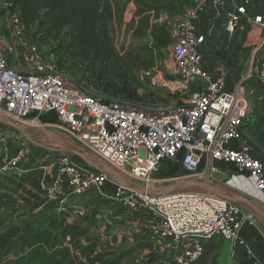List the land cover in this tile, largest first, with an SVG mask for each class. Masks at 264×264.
Listing matches in <instances>:
<instances>
[{
	"label": "built area",
	"instance_id": "built-area-1",
	"mask_svg": "<svg viewBox=\"0 0 264 264\" xmlns=\"http://www.w3.org/2000/svg\"><path fill=\"white\" fill-rule=\"evenodd\" d=\"M192 1L191 10L170 21L175 86L187 94H181L176 103L149 106L120 97L105 99L86 88L82 78L61 69L27 37L12 0H0V178L20 175L34 165H24L31 154L23 144L13 148L3 122L27 126L40 122L41 114L54 112L58 118L54 127L64 131L72 144L92 153L96 164L82 167L71 155H59L52 182L43 181L45 200H53L50 207L59 212L70 207L75 216L84 218L92 213L85 201L94 200L95 190L114 183V198L121 204L119 217L126 229L133 223L143 226L156 241L147 250L146 264H194L213 238L246 246L240 237L242 209L209 191L180 190L162 196L138 193L113 181L101 169L103 165L127 182L138 180L149 188L165 162L179 163L194 180L204 177L203 163L222 162L236 168L228 185L252 184L257 194H264V161L255 155L257 142L247 131L252 104L243 83L255 76L264 83L261 48L254 50L247 75L229 92V64L225 60L210 67L205 64L204 45L214 29L208 25L198 33L196 26L200 16L210 11L213 18L223 19L228 35L233 36L248 17L253 0H236V9L229 0ZM250 22L264 29L262 14ZM16 57L19 64L11 61ZM246 219L253 220V215Z\"/></svg>",
	"mask_w": 264,
	"mask_h": 264
},
{
	"label": "trees",
	"instance_id": "trees-1",
	"mask_svg": "<svg viewBox=\"0 0 264 264\" xmlns=\"http://www.w3.org/2000/svg\"><path fill=\"white\" fill-rule=\"evenodd\" d=\"M150 1L12 0V7L20 12L26 29L51 45L61 69L84 63L86 88L105 99L120 97L147 105L138 89L152 84L159 57L172 43L171 22L162 19L161 8ZM130 3L135 6L130 23L134 36H149L152 43L131 46L122 54L115 47L110 26ZM246 127L257 144L264 145V96L252 104ZM44 178V165H33L20 175H4L0 178V210L20 203L31 206L44 202ZM47 208L22 224H8L0 217V264H125L137 250L152 244L143 241L119 251L100 250L97 242L82 241L96 224V213L70 222V207L61 212Z\"/></svg>",
	"mask_w": 264,
	"mask_h": 264
},
{
	"label": "rangeland",
	"instance_id": "rangeland-1",
	"mask_svg": "<svg viewBox=\"0 0 264 264\" xmlns=\"http://www.w3.org/2000/svg\"><path fill=\"white\" fill-rule=\"evenodd\" d=\"M126 7L127 8L123 9L122 13L115 17L110 26L115 47L122 54L129 50L131 46L143 45L148 42L152 43V39L149 36L145 38H137L134 36L133 29L130 28V23L135 16V6L133 3H130V5ZM181 15L177 18H180ZM25 32L27 37L38 44L40 48L39 50L45 57L54 59L55 61L57 60L52 53L51 45H45L42 43L39 38L35 36L32 29H26L25 27ZM262 46L264 47V35L260 47ZM171 52L170 46L168 52L160 55L158 65L152 76V84L138 89V94L143 98L141 100L149 106H166L176 103L180 101L179 97L181 94H187L185 92L181 93L178 91L177 86H175V73L172 69ZM11 61L19 64V59L17 57L13 58ZM69 70L74 77L82 78V80H84L86 69L83 62L79 61L72 64L69 67ZM260 83H262V81ZM175 94H178V96L176 99H173L172 96ZM42 125L41 122L29 123L27 126H21L22 128H19L3 122L6 133L13 142V148H19L17 145L23 144L28 148L31 154L24 165L48 164L51 167H49L47 172L51 173V176H53L51 180H53L56 173L54 163L56 162L57 157L64 153V147L75 148L89 159V161L84 160L80 156L71 154L74 162L80 166L91 168L93 163L96 164L92 153L78 144H72L64 131L54 126L46 128L42 127ZM261 153H264V146L257 144L255 155L264 161ZM168 164L170 165L168 166ZM175 165L176 164L174 163L168 162L165 163L163 167L159 168L157 173L159 176L154 178V181L150 184L149 188L153 189L170 186L181 181L194 180L185 174L183 170L180 172L178 171L177 174H171L173 169L176 168ZM166 167L168 170L165 169ZM211 180L212 179H210V181ZM128 183L135 188H146L144 183L138 180H128ZM209 183L212 184V182ZM114 186V183L109 182L104 188L95 190L92 195L94 200H89V204H91L89 207L92 210L90 215L96 213V224L91 227L90 233L83 238V244L95 241L99 244L100 250L110 252L113 250L119 251L124 248H130L143 241H150L152 244L156 243V241L150 238L148 231L143 226H136V224L133 223L131 224L133 227L130 226V228L128 227V229H126L124 220L122 221L119 217L121 204L119 200L114 198ZM204 186L206 187L205 182ZM182 190L195 191L199 189L187 188ZM209 190L212 191L213 189L211 188ZM45 201L46 202L40 203V205L34 204L27 206L24 203H20L7 206L0 210V217L5 218L8 224H22L26 220L35 217L41 210L47 208V206L54 204V201L50 198ZM54 208L56 207L54 206ZM79 219L81 218L75 216L73 212L71 217H69L70 222H79ZM136 231L137 235L140 237L136 236V233H134ZM148 249L149 248L137 250L126 260L125 264H146V253Z\"/></svg>",
	"mask_w": 264,
	"mask_h": 264
},
{
	"label": "crops",
	"instance_id": "crops-1",
	"mask_svg": "<svg viewBox=\"0 0 264 264\" xmlns=\"http://www.w3.org/2000/svg\"><path fill=\"white\" fill-rule=\"evenodd\" d=\"M150 3L153 6L160 7L161 18L169 21L175 20L179 15L193 8L192 0H151ZM229 3L232 9H236V0H229ZM258 14L264 16V0L252 1L248 7V17L238 25L233 36L228 35L223 19L213 18L210 11L203 13L196 22L198 33L203 32L208 25H211L214 29L213 35L204 45L205 64L210 67L218 60H225L229 64L230 76L226 86V90L229 92L236 90L238 83L247 75L254 50L261 48V53L264 55V47H260L264 29L250 22V19ZM260 82L257 77H252L249 81L243 82L248 89L247 98L251 104L264 96V83ZM39 121L47 126L58 124V118L54 112L41 114ZM261 155L264 158V153H261ZM178 165L180 166L179 163H176V168H172L173 172L171 170V174L182 171L181 166ZM49 167L51 166L48 165L45 171L44 179L46 183H51L53 177L51 173L47 172ZM165 169L168 170L167 167ZM202 170L205 175L201 181L206 183V187L191 188L209 191L232 201H234L235 196H242L251 200L252 204L236 202L242 209L240 237L246 241V246H238L223 238H213L205 243L204 256L194 264H251L256 260L264 261V194H257L252 184L238 188L228 185L227 181L232 175L236 174V168L232 164L214 162L210 165L203 163ZM210 179L212 180L210 181ZM209 182H212V184ZM211 188L212 191L209 190ZM88 202V200L85 201L86 204ZM249 214L253 215V220H244ZM134 233L137 237H140L137 235V231Z\"/></svg>",
	"mask_w": 264,
	"mask_h": 264
},
{
	"label": "water",
	"instance_id": "water-1",
	"mask_svg": "<svg viewBox=\"0 0 264 264\" xmlns=\"http://www.w3.org/2000/svg\"><path fill=\"white\" fill-rule=\"evenodd\" d=\"M9 125H13V126H17V127H21V125H16L12 122H8L6 121ZM23 127V126H22ZM21 127V128H22ZM63 152L69 154V155H76V156H80L81 158H83L84 160H88L89 159L82 154L80 151L76 150L75 148L72 147H64L63 148ZM104 172L108 173L110 178L115 181L116 183L130 189L133 191H136L138 193H146V194H150V195H157V196H162V195H167L170 193H173L177 190H182V189H187V188H191V187H203L204 183L203 181H199V180H186V181H181L178 182L176 184L170 185V186H163V187H158V188H135L133 186H131V184H129L126 180L123 179V177L116 172L115 170H113L112 168H110L107 165H103L101 168ZM234 197V196H233ZM235 202H246L249 204H252L251 200H248L247 198H244L242 196H235L233 199Z\"/></svg>",
	"mask_w": 264,
	"mask_h": 264
}]
</instances>
